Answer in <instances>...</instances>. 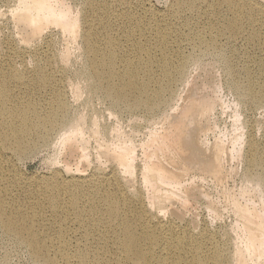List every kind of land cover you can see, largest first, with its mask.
<instances>
[{
    "label": "bare ground",
    "instance_id": "1",
    "mask_svg": "<svg viewBox=\"0 0 264 264\" xmlns=\"http://www.w3.org/2000/svg\"><path fill=\"white\" fill-rule=\"evenodd\" d=\"M94 4L95 0H89L85 6L72 8L63 0H16L10 11L25 34L20 33L23 37L0 56V145L4 150L2 154L0 146V229L16 237L34 258H45L46 264H56L44 254L52 244L54 256L62 258L63 264H197L200 258L210 264H264V146L250 133L244 143L241 136L234 137L228 148L217 137L210 155L205 156L211 129L200 130L199 121L210 116L216 101L213 95L201 94V86L193 84L180 95V109L173 108L178 97L173 88L189 83L187 73L199 58L184 54V48L217 52L220 38L230 42L234 58L244 59L230 65L235 80H244V86L235 85V89L253 104L264 101V60L255 61V53L247 52V48H260L264 53V2L173 0L167 15L156 20L157 28L143 17L126 12L121 17L111 2L97 8ZM133 28L137 32H130ZM48 29L64 43L59 54L49 50L48 41L36 47ZM74 40H80L85 64L75 70L74 81L69 83L62 70ZM237 40L245 44L244 50L234 48ZM29 41L37 43L35 48H27ZM253 64L258 73L252 70ZM67 87L76 98L89 96L86 115L69 119ZM10 89L23 90L25 98L9 95ZM43 91L47 96L41 104L34 97ZM98 95L115 108L110 115L139 110L142 124L132 119L130 132L119 127L118 115L113 124L102 120L90 104ZM154 118L158 127L136 143V134ZM90 139L98 162L86 173ZM42 147L55 153L54 164L62 163L63 170L75 167L73 173L65 178L59 169L51 180L30 177L23 197L3 188L10 183L5 171L10 159L34 154ZM138 147L140 161H136ZM64 150H68L66 158L61 157ZM233 154L244 155L247 167L238 195L249 197L251 189L254 197L243 204L231 199L230 206L243 227L229 252L227 241L217 243L211 235L203 238L205 231L180 219L179 210L170 209L169 217L166 214L172 202L186 207L190 199L206 197L197 187L184 186V174L198 171L200 181L209 177L218 185L224 176L222 159ZM25 199L31 200L26 203ZM19 202L36 208L41 216L24 210Z\"/></svg>",
    "mask_w": 264,
    "mask_h": 264
},
{
    "label": "rangeland",
    "instance_id": "2",
    "mask_svg": "<svg viewBox=\"0 0 264 264\" xmlns=\"http://www.w3.org/2000/svg\"><path fill=\"white\" fill-rule=\"evenodd\" d=\"M15 1L16 0H0V15H1L0 16V47L2 48V49L0 48L2 50V51L0 50L1 51L0 56L2 54H4L6 52V50L8 51L7 47L10 44H11V47L13 48L14 43L18 42L17 40L19 38L23 37L22 34H25L24 32L21 31L20 28H19L20 30L18 29V26H17L18 24H16L13 21V18L11 16L10 11L13 9V6L15 5ZM63 1H64V3L70 5L72 8H74V7L78 8V7H82V5L85 6L89 0H63ZM261 1L264 2V0H261ZM104 2L113 3L114 8L112 7V10L116 11L121 17H122L123 12H126L127 14L129 13L130 17H143L145 19H149L152 22H154V25H155L154 27L157 28V26L159 24L157 25L156 20L162 15H167L173 0H95L94 6L97 8V6H99L100 4H103ZM97 12L102 13L101 10H97ZM124 23H125V25H127V22H124ZM15 26H17V28ZM45 31L43 32L45 34V35H43V37L44 36L46 37L44 39V41L43 40L38 41V43H39L38 45H37V43H35V41L34 42L29 41L30 45H31V43H32V45L30 46L28 44L29 46L27 48L33 49V48H35L36 45H37L36 47L40 48L39 45H41V47H43V45L45 46L47 44L46 42L48 41L49 44H51L49 47V50L51 52H53L55 54L61 53V51L64 49V43H63L62 39L60 38V36L55 34L56 33L55 31H52V34L50 33L51 31L49 29L46 32ZM135 31L137 32V29L133 28L132 31H130V32H135ZM20 33H22V34H20ZM79 41L80 40H77V41L74 40L73 44L70 45V49H71V51H70L71 55L70 56L71 57L69 56V59H68L69 61L66 63L65 66H63V70H62L64 76L66 77V80L67 81L69 80V83L74 81L75 70L77 68L79 69L80 67L84 66V64H85V61H83L84 60V58H83L84 52L82 51V49H80ZM227 41L228 40L226 38H220L218 40V46L221 48V50H217V52H213V53H211L212 52L211 50H208L210 52L209 53L208 51L203 52L204 50H199V48H197V49L196 48L193 49L192 47L184 48V50H183L184 54L190 53V54L194 55L196 58L199 57L197 59L199 63L197 62L198 65L196 63L194 65H191L189 68V73H187V74H189L188 75V82L190 83V85L187 82L188 83V84H186L187 86L185 85L184 87L178 86V87L173 88L175 97H176V94L178 96V97H176V99L174 98L176 101L173 102V106L175 104V106L173 108H175L177 110H179L181 107L180 106L181 101H179L180 95H181V97H183L185 95V93H187L192 88V86H194L193 84H195L197 87L199 85L201 86V88L199 86L201 94H207L208 93L207 94L208 96H211V94H212L214 97L213 96H211V97L214 100H216L214 103L215 105L213 106V109L210 110V113H209L210 116H208L204 120L199 121V123L201 125L200 130H202L203 128L204 129H211L210 132L208 133V137H207L208 141L206 143L207 145H205V149H207V151H208V152H206L207 154L205 153V156L210 155L211 147L213 146L214 141L217 137L221 138L222 142L225 144L224 146L225 147L227 146L226 148H228L230 146L231 141L234 139V137L241 136V139L243 142L246 140V138H247L246 136H248L250 133L253 135V137L259 143L261 142L260 144L262 146H264V101H261L262 103L260 102L259 104H253L252 100L248 96H246L244 93H242L238 89H235V87H237V86L243 87L244 86V80L242 78H240L238 81L235 80L234 74L230 70V65L233 61H238V63L241 64L244 61V59H242V58L238 59L237 56H235V58H234L230 54L231 45H230V42L229 41L227 42ZM237 41H236L237 43L234 42V48H237L238 50L240 49L241 51H242V49L244 50L245 44L241 40H237ZM11 42H13V43H11ZM237 45H239V46L243 45V48L241 46L238 47ZM198 51H199V53H198ZM200 51H202V53H200ZM247 52L251 55L255 53L254 55L256 57L254 55H252L254 57L255 61L264 60V53H263V50H260V48L259 49L247 48ZM27 60L29 62L30 59H27ZM208 67H209V69H208ZM203 69H204V71H203ZM252 70L254 72H257V73L259 72L258 68L255 64H253ZM56 76H58V75L56 74ZM193 79H195V80H193ZM208 83L210 84V86L208 85ZM67 89H68V95H69L68 96L69 97L68 115L70 117L69 119H72L73 117L76 118L82 114L86 115L87 110H88L86 107V102L88 101L89 96L82 94V95H80L81 97L79 96L78 98H76L72 95V93L69 94V88L68 87H67ZM205 91H207V92H205ZM213 91H215V92H213ZM49 93H52V92H49ZM13 94L17 95L18 98H23V97L25 98V96L23 95L24 94L23 90H15V91L11 90L9 95H13ZM46 94H47V92L43 91L40 93L41 96H37L34 98H36L37 100H39L41 102V104H43L44 100L46 99V97H45ZM98 96L99 97L93 98V100L90 102V104L92 105V107L95 110L100 112V114L102 115V117H101L102 120L104 119V121H108L109 123L113 124V123H115V118H116V120L119 118L120 120L119 119H118L119 121L117 120L119 125H121L119 127H121V129L123 131H130V132H131V130L133 131V129L131 127H132V124L134 123L133 122L134 120H132V119L135 118L136 119L135 122L137 121L139 123L141 121H143L141 118V113L139 110L133 111V113L129 112V111H125V112H120L119 114H117V112H116L113 115H110L113 113V110H115V108L111 105V103L107 100V98H105L104 96H101V95H98ZM178 102H180L179 105H178ZM177 105H178V107H177ZM237 106H238V108H237ZM122 111H124V110H122ZM212 111H214V112H212ZM167 112H169V111H167ZM238 113L240 116L236 115ZM120 115H121V117H119ZM111 117H113V118L111 119ZM136 117L139 119L137 120ZM236 117L240 118V119L236 120L235 119ZM129 118H130V120H129ZM154 119H153V121L155 123L151 120L148 123V126H147V124L145 125L146 129L144 127L143 130L141 131V133L140 132H139L140 134L138 133L139 135L136 134V136L134 138L137 140V141L135 140L136 143H139L140 141H142L145 138L148 130H154L155 128L158 127L157 124H160V123H158V120H156V119L154 120ZM117 121H116V123H117ZM233 121H234V123H233ZM130 122H132V123H130ZM235 122H237V123H235ZM86 124L87 123H85V125ZM141 124H142V122H141ZM203 124H204V126H202ZM240 127H241V129H239ZM0 131H1V129H0ZM203 132H200V134L202 135ZM141 135H142V137L143 136L144 137L142 138ZM137 138L138 139L142 138V140H140V139L138 140ZM93 145H94V147H93ZM206 146H208V147L206 148ZM88 150L90 153V156H89L90 166L85 167L86 173H89L90 170H92L93 167H95L94 165H96V163L98 162V161H96V158H95L97 156L96 155V146H95L93 140H91V139L89 140V143H88ZM93 150H95V155H94ZM136 150H137L136 151V161H140L143 159L142 153L140 152L139 147L136 148ZM67 151L68 150L63 151L64 153H62V156H61L62 158L67 157V154H68ZM3 152H4V150L1 146V153L3 154ZM64 154H65V156H64ZM54 155H55V153L51 149H48V147H42V148H39L34 154H27V155L19 157V158L14 157V158L10 159L8 164L5 166V171L9 175L10 183L11 184L16 183V186L13 187L10 183L6 182L5 184H3V188H6L10 191H13V194H16V195L23 197L24 196L23 192L26 191L25 186L29 185L28 184L29 183L28 178H30V177L35 176V177L40 178V179L51 180V179H53L52 176L54 175L55 171L61 169L62 170L61 174L65 178H67L71 173H73L75 167H72L71 171H66L65 169L63 170L62 169V163L54 164V161H53ZM233 155H234L233 158L226 156L227 158L222 159V163H223L222 167L224 170V171L222 170L223 171L222 173L224 175V176H222V178L223 177L224 178L223 179L221 178L219 180L218 185H217V181H215L214 179L212 180V178H209V177H206L204 182L200 181V175H199L200 172L197 173L198 171H196V172L192 171L193 173L188 172L187 175L184 174L182 176L183 178H181V181H183L182 183L184 184V186L186 188L197 187V190L200 189L199 191L202 192L201 195H205L207 198L204 196H200L199 198L195 197L194 200L190 199L188 201L189 204H187L186 207H182V204L180 202H177V203L172 202V204L174 206L171 205L170 206L171 208H168L169 212L167 211L168 213L166 214V216L169 217L172 214L171 213L172 210L170 211V209H173V211L179 210V218L180 219L185 218L184 219L185 221H188V222L190 221V223H192L191 225L194 224L193 227L197 228L199 226L197 229H200L201 232L205 231L203 238H206L207 235H211L214 238V241L217 243H220V241L221 242L227 241V243H229V248H228V251L230 250L229 252H231L233 250L234 236H236L238 234L237 231L239 232V228L243 227L242 222H240V220H237V217L233 213L232 207L230 206L231 205L230 202H232L231 199L232 200L237 199L239 202H241L243 204L245 201H249L250 200L249 198L253 199V197H254V193L252 192L251 189L249 190L248 195H247V196H249L251 194V196H249V197L245 196V197H243V199L239 197L238 193H239L240 188L243 187V183H244L243 177H245V175H246L247 167H246V160H245L244 155L243 156L239 155L236 157H235V154H233ZM68 156H69V154H68ZM91 156H93V158ZM90 158L92 160H90ZM238 158H240V159L238 160ZM90 161H92V162H90ZM104 164H106L104 166V168L105 167L107 168L108 164L107 163H104ZM232 170H233V172H232ZM186 177H187V179H185ZM193 178H194L195 182H194V180L192 181ZM183 179H185V181ZM186 184H189V185L186 186ZM252 193H253V195H252ZM202 198H203V200H202ZM239 198H240V200H239ZM29 200H31V199H25V202L27 203ZM208 202H209V204H208ZM19 204L21 205L22 203L19 202ZM190 204H191V206H189ZM210 206L212 208L214 207L213 209L215 211H213V213L211 212L213 209L211 211H209L211 209ZM22 208L28 212H31L34 210V211H36L38 216H41V214H42V212L37 211L36 208L32 209L31 207H26V206H22ZM239 222H240V224H239ZM237 226H238V228H237ZM233 229H234V231H233ZM222 239H223V241H222ZM54 244L57 245L56 243H54ZM52 245H48L47 249L44 252L46 258L49 259L50 261L56 263V264H63L62 258H60L59 256H54L55 253H54V250L52 248ZM197 253L199 254V250H197ZM110 261H114V259H110ZM0 264H46V259L43 257H40L37 259L34 258L32 256V254L29 252L28 248L23 243H21L16 237L7 235L0 229ZM70 264H76V262L72 261ZM197 264H210V261H203L200 258V261L197 262Z\"/></svg>",
    "mask_w": 264,
    "mask_h": 264
}]
</instances>
